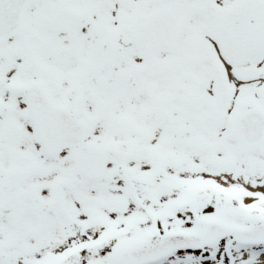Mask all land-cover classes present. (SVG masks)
Here are the masks:
<instances>
[{"label": "snow or ice", "instance_id": "6c2138e0", "mask_svg": "<svg viewBox=\"0 0 264 264\" xmlns=\"http://www.w3.org/2000/svg\"><path fill=\"white\" fill-rule=\"evenodd\" d=\"M0 264H264V0H0Z\"/></svg>", "mask_w": 264, "mask_h": 264}]
</instances>
